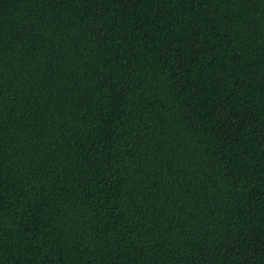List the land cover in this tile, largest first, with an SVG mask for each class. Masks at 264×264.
Listing matches in <instances>:
<instances>
[{
    "label": "trees",
    "instance_id": "16d2710c",
    "mask_svg": "<svg viewBox=\"0 0 264 264\" xmlns=\"http://www.w3.org/2000/svg\"><path fill=\"white\" fill-rule=\"evenodd\" d=\"M0 264H264V0H0Z\"/></svg>",
    "mask_w": 264,
    "mask_h": 264
}]
</instances>
